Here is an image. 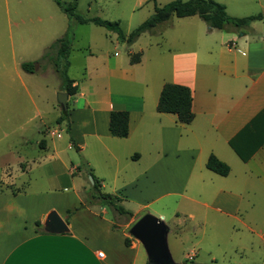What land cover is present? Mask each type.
<instances>
[{
  "label": "crops",
  "instance_id": "obj_1",
  "mask_svg": "<svg viewBox=\"0 0 264 264\" xmlns=\"http://www.w3.org/2000/svg\"><path fill=\"white\" fill-rule=\"evenodd\" d=\"M149 1L139 0L137 5ZM155 1L154 10L167 4L156 6ZM215 1L227 14L226 2ZM172 18L177 17L158 24L152 34L161 35ZM190 18L194 16L178 19ZM180 23L196 29L194 50L155 53L151 78L143 50L139 48L137 54L131 50L135 44L128 45L126 55L113 52L117 44L111 48L107 40L100 52L87 50L84 75L104 83L102 89L79 92L77 82L68 76L76 93L67 94V149L78 152L69 164L58 149L61 136L56 137L64 123H58L62 110L57 101L45 97L47 89H42L41 109L32 96H40V89H0V142H9L13 134L4 128L14 125L16 102L22 103L17 115L26 116L24 124L38 121L33 137L18 135L19 152L7 145L0 151V264H136L138 243L127 239L125 225L114 223L111 206L102 205L109 214L98 207L99 202L85 208L92 217L85 224L78 221L83 216L67 215L71 206L80 203L77 190L85 188L83 182L89 181L90 174L100 192L107 187V194L116 197L119 205L132 207L127 213L134 222L139 213L160 201L175 209L186 201L189 220L198 210L201 225L210 228L213 236L223 230L231 235L242 232L249 247L253 237L264 246L263 39H251L247 32L237 36L241 29L235 28L214 37L210 27L201 30L196 22ZM254 24L243 29H253ZM50 43L42 42V55ZM134 55H139V61L131 64ZM167 83L191 91L194 117L189 124L156 111ZM4 86L9 88V83ZM55 92L66 93L61 87ZM77 97L84 99L81 109L75 107ZM112 111L128 112L127 137L110 135ZM47 134L49 141L44 139ZM209 156L228 166L226 176L206 168ZM51 212L64 221L65 232L45 229ZM159 217L164 219L162 213Z\"/></svg>",
  "mask_w": 264,
  "mask_h": 264
},
{
  "label": "rangeland",
  "instance_id": "obj_2",
  "mask_svg": "<svg viewBox=\"0 0 264 264\" xmlns=\"http://www.w3.org/2000/svg\"><path fill=\"white\" fill-rule=\"evenodd\" d=\"M65 5L76 2V15L92 19L98 18L109 22H117L121 32L127 36L142 22H144L153 13L154 2H142L137 5L139 0H60ZM172 0H156V6H163ZM187 1V0H183ZM226 2L227 14L229 16L247 17L251 15H262L263 18L256 22L253 29L239 30L237 36L247 32L252 39H263L264 45V0H219ZM8 3V4H7ZM6 5V7H5ZM51 17V19L49 18ZM193 20H182L172 18L167 26L159 34H152L154 30L141 34L132 44L133 54L138 53L141 48L147 60V74L151 78L154 74L152 64L154 63L152 56L155 53L168 55V52H182L194 50V37L196 29L191 26L184 27L183 24L177 25L180 21H193L201 25V30L209 27L198 16L190 18ZM171 24V25H170ZM250 27V26H249ZM71 28L74 34L73 52L71 54V70L67 72V76L73 78L77 84L79 92H91L92 89H102L103 79L90 80L84 75V59L83 56L88 54V49L92 53L100 52L102 45L107 40L108 45L113 48V52H118L121 55H126L129 46L126 42L117 40V34L113 31H108L104 27L95 26L92 23L85 25H77L73 18H68L53 0H0V89H40L41 93L38 96L32 93L36 103L42 107V89H47L44 95L48 101H57V94L52 93L53 89L62 88L64 85L58 74L55 72L53 63L49 59H42V42L53 43L60 38L67 30ZM187 28V29H184ZM215 30L214 37L219 36L223 30ZM236 36V37H237ZM110 41V42H108ZM50 43V44H51ZM131 44V45H132ZM87 48V46H89ZM50 46V45H49ZM164 67L167 61H161ZM22 63H33L37 65L33 73L24 72L20 65ZM63 64V62H61ZM9 83V88L4 85ZM62 85V86H61ZM113 86V83H112ZM115 86V85H114ZM63 91V90H62ZM33 92V90H32ZM86 99V97H85ZM28 100V99H27ZM15 121L12 127L4 128L5 131L11 134L9 142H0V151H3L5 146H11L14 151H18V135L23 134L26 137H33L36 124H24V118L17 114L20 108V102H16ZM68 106H71V102ZM76 108L84 107V99H78ZM60 131H57L56 137L61 136L59 150L62 152L64 159L75 160L78 152L75 149L68 150V134L66 131V122L61 125ZM49 134V131H48ZM44 135V139L49 141V135ZM42 136V134H41ZM68 155V156H67ZM73 157V158H71ZM79 160V159H78ZM74 162V161H73ZM69 167V165H68ZM69 177V176H66ZM66 179V178H65ZM84 189L79 188L80 203L70 207L71 215L78 214L83 216L78 221H83V224L89 219H92L85 208L95 207L98 202L100 209L104 203L93 198L94 190L89 186L91 180L83 182ZM100 191V190H99ZM102 194L109 193V189L101 191ZM187 202H180L177 209L166 204V200L160 201L151 206L152 209H147L146 213H139L137 218H141L146 214H150L157 219H161L159 214L162 213L164 219L161 221L167 226L168 233L166 236V244L168 252L174 264H264V246H262L257 238H252V245L249 247L245 243L240 234H230L223 230L218 232L217 236H213L211 229L204 228L201 225L200 217L194 210L196 217L194 220H189L187 217L188 207ZM126 207V211L132 212L130 206ZM106 208V207H105ZM112 208V207H111ZM191 209L193 207L191 206ZM108 214L110 210L107 209ZM113 210V209H112ZM153 210V211H152ZM84 211V212H82ZM92 212V211H91ZM112 219L116 225L124 226L129 241L138 243V258L136 264H148L145 252L138 241L133 239L128 231L134 223V218L131 214H122L119 216L117 212L112 211ZM90 221V220H89ZM127 226V227H126ZM250 236V235H249ZM192 256V259H188Z\"/></svg>",
  "mask_w": 264,
  "mask_h": 264
},
{
  "label": "trees",
  "instance_id": "obj_3",
  "mask_svg": "<svg viewBox=\"0 0 264 264\" xmlns=\"http://www.w3.org/2000/svg\"><path fill=\"white\" fill-rule=\"evenodd\" d=\"M60 10L67 15L68 18H73L75 24H88L92 23L96 26L104 27L108 31H113L117 34V37L122 42H126L127 45H131L141 34L146 32H152L153 29L160 23L166 22L172 16L177 18L198 16L206 25L212 29L226 30L229 28L242 29L250 25L254 21L261 20L262 15L249 16L246 18H230L225 12V8L222 4L215 0H174L167 3L163 7H155L154 13L142 22L137 28H135L129 35L125 36L118 27L117 22H109L98 18L85 19L75 13L76 2L73 1L65 5L60 0H53ZM155 1V0H151ZM73 31L71 28L58 39H56L46 49L42 55V59H49L53 63L55 72L60 77L64 87L62 90L69 96H73L76 93V87L73 86V81L67 76L68 67V55L70 52ZM139 61V55H134L130 59V63L134 64ZM63 62V64H61ZM20 68L27 73H33L36 70L37 65L33 63H22ZM62 86V85H61ZM191 91L180 85L176 84H164L159 94L156 111L158 113L173 114L177 117L178 121L182 124H189L193 120V113L191 111ZM67 123V111H62L61 117L58 119V123ZM249 127V126H248ZM247 129V126L246 128ZM68 131V127L66 129ZM108 130L111 136L117 138H125L128 135V112L126 111H112L109 115ZM206 168L211 172L226 176L229 172V168L224 163L220 162L214 156H209L206 162ZM92 178V188L94 190L93 198L101 200L104 204L111 206L118 214H128L124 208L119 205L116 197L109 194H102L99 191V184L97 179L90 174ZM67 215H71V211H67ZM39 226V222L35 223ZM126 245L129 241L125 240Z\"/></svg>",
  "mask_w": 264,
  "mask_h": 264
},
{
  "label": "water",
  "instance_id": "obj_4",
  "mask_svg": "<svg viewBox=\"0 0 264 264\" xmlns=\"http://www.w3.org/2000/svg\"><path fill=\"white\" fill-rule=\"evenodd\" d=\"M67 98L66 93L57 94V103L62 111L67 109ZM89 179L92 181L91 177ZM45 229L58 234L65 232L67 226L55 212H51L46 217ZM128 233L142 246L148 264H174L166 244L168 228L161 219L146 214L133 223Z\"/></svg>",
  "mask_w": 264,
  "mask_h": 264
},
{
  "label": "built area",
  "instance_id": "obj_5",
  "mask_svg": "<svg viewBox=\"0 0 264 264\" xmlns=\"http://www.w3.org/2000/svg\"><path fill=\"white\" fill-rule=\"evenodd\" d=\"M98 257L102 258L103 257V254L101 252L98 253ZM187 258L191 260L192 259V256H188Z\"/></svg>",
  "mask_w": 264,
  "mask_h": 264
}]
</instances>
